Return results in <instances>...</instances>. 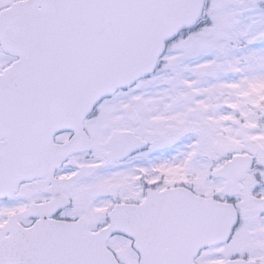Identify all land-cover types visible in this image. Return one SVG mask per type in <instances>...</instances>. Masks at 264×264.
<instances>
[{"label":"snow or ice","instance_id":"obj_1","mask_svg":"<svg viewBox=\"0 0 264 264\" xmlns=\"http://www.w3.org/2000/svg\"><path fill=\"white\" fill-rule=\"evenodd\" d=\"M0 264H264V0H0Z\"/></svg>","mask_w":264,"mask_h":264}]
</instances>
